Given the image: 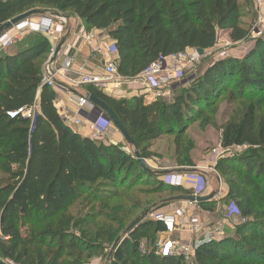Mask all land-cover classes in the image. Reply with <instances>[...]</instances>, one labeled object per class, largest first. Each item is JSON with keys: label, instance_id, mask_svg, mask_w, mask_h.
Segmentation results:
<instances>
[{"label": "trees", "instance_id": "16d2710c", "mask_svg": "<svg viewBox=\"0 0 264 264\" xmlns=\"http://www.w3.org/2000/svg\"><path fill=\"white\" fill-rule=\"evenodd\" d=\"M246 2L0 0V28L38 11L35 18L69 13L89 29L106 33L117 49L118 74L127 80L160 58L213 49L218 32L228 33L233 44H251L240 55L213 60L190 88H175L168 101L146 103L143 96L116 100L88 86V93L114 113L132 147L82 137L64 124L55 108V92L41 84L43 63L51 52L46 38L36 33L38 39L29 45L0 54V264H87L103 253L105 264H185L180 257L156 255L154 244L165 227L145 217L171 204L149 198L190 191L166 184L162 173L141 168L134 151L150 159L154 140L175 136L179 156L187 124L202 117L203 108L219 93L250 99L241 118L227 123L221 133L224 149H246L221 157L215 167L226 179L232 216L242 222L234 235L199 244L193 261L264 264V52L257 50L264 47V31L252 39L251 23L242 21L247 14L255 20L250 11L244 12ZM236 81L238 89L232 86ZM115 199L133 206L120 213L116 224L85 215L91 207L108 208ZM140 210L148 211L142 224L126 233L130 216L137 217Z\"/></svg>", "mask_w": 264, "mask_h": 264}, {"label": "rangeland", "instance_id": "374dc122", "mask_svg": "<svg viewBox=\"0 0 264 264\" xmlns=\"http://www.w3.org/2000/svg\"><path fill=\"white\" fill-rule=\"evenodd\" d=\"M250 6V8H249ZM244 12L251 11L253 17L255 20H252L251 15H246L243 17L244 23H251L250 24V30H251V37L252 39H256L257 36H254L253 29L256 28L260 32V34L264 31V4L261 7L260 16H255V4L253 0H247L245 5L243 4ZM60 16H65L66 19V25L63 24L60 20L65 18H59ZM34 18L29 19L31 23H34ZM78 22H81V24H84L83 21H79V19L75 18L74 16L68 14L64 15H58V17L55 18V24L54 26V33L55 37L50 39L51 44V50L56 48L58 43L61 41L63 37L66 35V27L68 25L74 26ZM26 27L21 28L18 32V35H21L25 33ZM33 29V28H30ZM6 33V32H5ZM3 33L0 38L5 34ZM24 35V34H23ZM105 37L107 38L106 34L104 33ZM20 37V36H19ZM38 39L36 33L31 32L30 34L24 35L20 37L18 42L23 43L24 45L30 44L33 40ZM17 42V41H16ZM15 42V43H16ZM17 42V43H18ZM13 46V44H12ZM251 47V44H233L228 39V33L225 32H218V39L216 42V46L209 50L204 51L203 57L200 61L197 63H193L192 65H188L185 67V77H189V83L185 86H174L171 89H168L164 92V97L161 98L163 100H170L172 93H174L175 88L180 89H188L192 85L193 81L202 74V72L208 68V66L211 64L213 60H216L218 58H222L223 55H238L245 51L246 48ZM9 48L2 49L0 48V54H3L5 51H9ZM257 50L262 53L264 52V47H258ZM256 50V51H257ZM190 53V52H189ZM51 54H49L48 59H50ZM185 59V57H182ZM47 59V60H48ZM47 60L43 63V67L46 64ZM118 60V59H116ZM118 63V62H117ZM116 63V65H117ZM53 68H55L54 65H52ZM117 67V66H116ZM194 75V77H191ZM131 80H124V84L126 82H130ZM132 82H138L140 81L136 80V78L132 79ZM141 85V84H140ZM139 85V86H140ZM238 82L233 83V87L237 88ZM142 86V85H141ZM143 87V86H142ZM77 89V87L75 88ZM144 90V87L142 88ZM224 95H221V93L217 94L210 102L209 108H203V115L200 118L194 119L190 124H187V127L184 130L183 136L181 138V144H180V150L182 153L178 152L179 156L175 153V140L176 137H162L160 139L154 140L152 142V148L149 150V153L152 155L150 159H145L144 166L145 168L153 173L159 172L162 173V175H171L173 177H181V179L187 180L191 179L192 181L197 180L201 185V189L193 190V188L188 189L189 194H178V195H169L167 193H163L160 196H154L152 198H149L150 200H153V203L163 201L165 199H171L174 197H181V196H193L196 195L200 197H205L213 194L216 195L217 200H212V204H208L205 206V208H200L199 206H195L194 204L192 206L188 205V202H180L176 204H168L163 209L168 210L167 213H177L178 211H181L183 215H185L189 220L201 222L200 218L203 219V221L206 223V231H208L210 239L216 240L221 237H226L230 235H234L235 228L242 222L239 217H231L227 218L225 217V209L229 207L232 203V200L227 197L225 194V191L228 190V185L225 182L226 179H222L218 172H216L215 167L217 161L214 159L213 151L219 152L220 150H224V148L221 146V133L223 127L232 121H238L241 116L243 115V112L246 108V106L250 103V99L246 98V96H243L241 93H236L232 97H224ZM261 113L264 112V108H261ZM28 115V114H27ZM84 128L79 129L78 131L81 132ZM111 131L113 134H116V130L114 126H112ZM246 148H232L227 149L230 151L229 153H239L241 151H244ZM227 153V155L229 154ZM181 161L183 162L182 166H177V162ZM186 163H189L191 167L185 168L187 166ZM178 167V168H177ZM174 168V169H173ZM183 183V182H182ZM141 185V184H139ZM134 187V186H131ZM138 187H144L143 185ZM151 187V186H150ZM134 188H132L133 190ZM145 189V188H143ZM150 189V188H149ZM219 189L221 191V194H218ZM126 196H132L131 192H127L125 190H122ZM197 191V192H196ZM213 196V197H214ZM218 197V198H217ZM136 198V196H134ZM220 199H222L220 201ZM134 201V199H132ZM124 201H119L115 199L114 201L110 202L108 208H101V207H91L85 211V215L90 216L92 220L97 221L98 223L107 224V225H114L116 224V220L119 219L120 213L123 211L127 212L133 206L128 205L124 206ZM130 206V207H129ZM129 207V208H128ZM128 208V209H127ZM210 208L214 211H207L204 209ZM164 210V211H166ZM158 212V211H157ZM134 213H136L134 211ZM145 213V211H144ZM141 213V210L138 212V216L133 218L132 217L129 220V225L132 224L137 218L142 216L144 214ZM165 213V212H163ZM150 215H147L145 218L149 219ZM143 219V218H142ZM214 219V224L210 223V220ZM208 222V223H207ZM247 231H243V234L246 236ZM187 234L189 238L187 240L183 238H179L177 234H174L170 241L176 242L179 247H184V245L188 244L191 245L189 249V255L190 253L193 254V251L197 247L194 244L193 238L191 234L189 233H183ZM243 236V237H244ZM165 236L159 235L157 236L156 243L157 242H163ZM207 240V241H210ZM206 242V241H205ZM183 245V246H181ZM194 256L189 257L188 261L183 262L185 264H194ZM87 264H105L104 259V253L98 256H94L92 259H90Z\"/></svg>", "mask_w": 264, "mask_h": 264}, {"label": "built area", "instance_id": "2783aa9c", "mask_svg": "<svg viewBox=\"0 0 264 264\" xmlns=\"http://www.w3.org/2000/svg\"><path fill=\"white\" fill-rule=\"evenodd\" d=\"M255 4L256 16H260L261 7L264 4V0H253ZM59 18H65L60 16ZM35 20V21H34ZM34 23L30 21H25L11 30L7 31L0 38V48H9L13 43L19 41L20 37L30 34L31 32L37 33L49 42L50 39L53 40L55 37L54 26L55 19L47 16H40L34 19ZM66 25V18L60 20ZM25 28V33L18 35L21 28ZM33 28V29H30ZM254 36L260 35L258 29L254 28ZM69 31L66 27V35L68 39ZM20 36V37H19ZM66 39L63 47L61 48L60 54L63 55L64 60L59 68H53V64H49V59L44 65V73L42 76L41 84L52 89L54 92L57 90H64L65 87L58 83V75L68 76L73 64V57L71 52L76 50L78 46L83 43L88 47L89 58L92 61H99L102 65V75L88 74L83 71V68H79L77 71L76 84L78 86H92L98 91L104 93L107 92L109 86L119 87L123 84L124 78L118 74L117 71V60L112 58L114 54H117L116 46L113 43H109L102 38V31H96L89 29L85 24H81L77 27L75 33H73V38L69 41ZM54 48L51 50L52 55ZM190 52V53H189ZM118 56V54H117ZM228 55H223L226 57ZM182 57H185L182 58ZM203 57V53L198 50H189L182 55L170 56L167 58H160L157 62L150 64L146 69H144L137 77L136 80L140 81V84L144 87L145 99L147 102L155 101L163 98L164 92L171 89L174 86H185L189 81V77H185V67L197 63ZM187 68V67H186ZM191 77H194L192 75ZM144 97V96H143ZM144 97V98H145ZM77 106L76 117H71L69 115L63 116V122L66 126L71 129H76L80 127H87L94 139L104 138L111 130L113 124L111 121L107 120L102 112H99L93 104H91L87 95L71 97ZM227 149L220 150L219 152L213 151L214 159L217 161L221 157L229 153ZM166 184L171 186H181V177H173L169 175H164L161 178ZM196 188H193L195 190ZM197 192V191H196ZM193 196H197L193 195ZM195 203L188 202V205L192 206ZM234 212V205L231 204L225 209V217L231 218ZM150 220L155 222H160L165 227V236L163 242H157L154 244L155 253L158 256H172L180 257L184 261H188L189 257L193 254L190 253L189 249L191 245H184V247H179L176 242L170 241L174 234L178 233H189L191 234L194 244L197 246L203 242H207L211 237L206 231V227L201 222H196L189 220L181 211L177 213H163L154 212L149 217ZM213 240V239H210ZM183 246V245H181ZM196 248V247H195ZM140 251L144 253V245L140 246ZM7 264H16L12 261H7Z\"/></svg>", "mask_w": 264, "mask_h": 264}, {"label": "crops", "instance_id": "0c3cea01", "mask_svg": "<svg viewBox=\"0 0 264 264\" xmlns=\"http://www.w3.org/2000/svg\"><path fill=\"white\" fill-rule=\"evenodd\" d=\"M249 8H250V6H249ZM254 13H255V11H254ZM255 16H256V13H255ZM34 19H36V18H34ZM79 25H81V22H78L73 27L68 25V27H70V33H69L68 39H67L68 41L73 38V33H75V31ZM102 38L104 39V32H102ZM106 40L109 43H112L108 39V37L106 38ZM17 42L13 43V46L11 45L9 47V49L10 50L13 48L19 49V48L25 47L26 45H29V44L24 45L21 42H18V43ZM188 51L189 50H187L186 52H188ZM240 54H238V55H240ZM71 55L73 57V64H72V67L70 70V74L68 76H63L60 74L57 77L58 83L62 84L65 87V89L55 91L56 99L54 101V104H55V108H56L58 114L60 115V117L62 119H63L64 115H69L71 117L77 116L76 115L77 106H76L75 102L73 101V99L71 98L72 95L83 96V95L89 94L88 88H87L88 86H86V87L85 86H78L76 84L77 71L79 70V68H83V71L85 73H88V74H93V75H102L103 74L101 63L99 61H92L89 58L88 47L85 44L81 43L76 50L71 52ZM112 58H115V60L118 59L117 54H114L112 56ZM63 60H64L63 55L59 54L57 57V60L53 64L55 66V68H59L63 63ZM139 85H140V83L132 82V80H131L130 82H126V84L123 83L119 87L109 86L108 87L109 89L107 90V92H104L103 94H105L111 98H114L116 100L129 99L131 97H138V96H144L145 97L146 91H144L142 89L143 87L141 85L140 86ZM76 87H77V89H75ZM145 99H147V97L144 98V102H146V103L153 102V101L147 102ZM82 128H84V129L81 132H79L78 130L82 129ZM73 130L76 131L77 133H79L82 137L94 139L92 137L91 133L89 132L88 128L85 126L80 127V128H76ZM98 140L106 141L111 145H121L122 144V145L127 146V144L124 142L122 137L117 133V131H116V134H113L112 131L110 130L109 133L104 138L98 139ZM125 151L127 153H129V149H125ZM182 182H183L182 187L186 190H188L190 188H197V190H199L202 187V185L197 180L192 181L191 179L187 178V180H184V181L182 180ZM218 192H219L218 194H221L220 189ZM225 194L227 195V191H225ZM215 197H216V195L213 198H211L209 201H206L207 203L205 205L212 204V200H217ZM221 200L222 199H220V201ZM176 203H180V202H175L173 204H176ZM201 204H195V206H199L200 208H202ZM165 208H166V206H165ZM164 210H166V209L162 208L158 212H165V213L169 212L168 210H166V211H164ZM200 220H201V223H203V225L207 228L206 223L203 221V219L200 218ZM214 222H215L214 219L210 220L211 224H214ZM160 235H162V234H160ZM177 236L179 238L181 237L185 240H187L189 238V236L187 234L185 235L183 233H178Z\"/></svg>", "mask_w": 264, "mask_h": 264}, {"label": "water", "instance_id": "95a60500", "mask_svg": "<svg viewBox=\"0 0 264 264\" xmlns=\"http://www.w3.org/2000/svg\"><path fill=\"white\" fill-rule=\"evenodd\" d=\"M37 15H39L38 11H30L27 12L25 14H22L14 19H12L11 21L7 22L5 25H3L0 28V36L11 30L13 27L29 20L32 18H35ZM67 39V36L63 37L61 39V41L58 43V45L56 46V48L54 49L50 59H49V64H54L55 61L57 60L58 55L60 54L61 48L63 47L65 41ZM87 99L88 101L93 104L95 106V108L99 111L102 112L106 119L111 121L115 130L117 131V133L122 137V139L124 140V142L129 145V146H133V141L132 139L127 135L126 131L124 130V128L122 127V125L120 124V122L118 121V119L116 118V116L114 115V113L109 109V107L102 101H100L99 99L95 98L94 96H92L91 94H87ZM134 156L135 158L140 162V166L141 168L145 169L146 171H148L145 166H144V161L141 157V155L138 153L137 150L134 151ZM213 194L209 195V196H205V197H200V196H181V197H174L171 199H168L167 201L170 203H175V202H190V203H195V204H201L204 203L206 201H209L211 198H213ZM148 211L145 212L141 217L137 218L132 224H130V226L127 228L126 233H129L132 229L136 228L138 225L142 224V218H144L147 215ZM119 242V239L114 243L112 250L116 247L117 243Z\"/></svg>", "mask_w": 264, "mask_h": 264}]
</instances>
